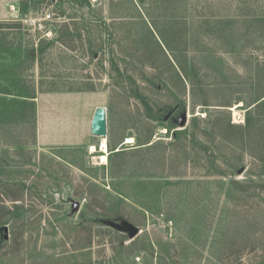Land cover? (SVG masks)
I'll return each instance as SVG.
<instances>
[{
    "label": "rangeland",
    "instance_id": "1",
    "mask_svg": "<svg viewBox=\"0 0 264 264\" xmlns=\"http://www.w3.org/2000/svg\"><path fill=\"white\" fill-rule=\"evenodd\" d=\"M0 264H264V0H0Z\"/></svg>",
    "mask_w": 264,
    "mask_h": 264
},
{
    "label": "water",
    "instance_id": "2",
    "mask_svg": "<svg viewBox=\"0 0 264 264\" xmlns=\"http://www.w3.org/2000/svg\"><path fill=\"white\" fill-rule=\"evenodd\" d=\"M186 117L183 116L180 125L185 126ZM91 134L94 137L106 138L108 136V114L105 107H98L95 110L91 124H90Z\"/></svg>",
    "mask_w": 264,
    "mask_h": 264
},
{
    "label": "bare ground",
    "instance_id": "3",
    "mask_svg": "<svg viewBox=\"0 0 264 264\" xmlns=\"http://www.w3.org/2000/svg\"><path fill=\"white\" fill-rule=\"evenodd\" d=\"M236 108H234V109H236ZM133 142H134L133 138H128V141L126 143L127 144H131ZM101 143H102V145H101V147L100 146L99 147L101 148V152H103L104 155L101 158H99V160L101 162L107 164V162H108V155H109L108 141H107L106 138H102V142ZM98 150H99V148H97L95 146H92L91 152H92V154H95L96 152H98Z\"/></svg>",
    "mask_w": 264,
    "mask_h": 264
},
{
    "label": "crops",
    "instance_id": "4",
    "mask_svg": "<svg viewBox=\"0 0 264 264\" xmlns=\"http://www.w3.org/2000/svg\"><path fill=\"white\" fill-rule=\"evenodd\" d=\"M92 135V134H91ZM93 136V135H92ZM94 137V136H93Z\"/></svg>",
    "mask_w": 264,
    "mask_h": 264
}]
</instances>
